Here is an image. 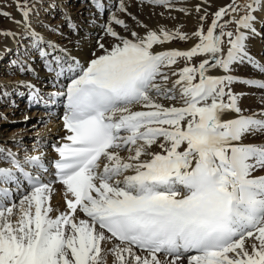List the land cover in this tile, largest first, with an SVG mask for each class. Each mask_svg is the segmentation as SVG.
I'll return each instance as SVG.
<instances>
[{
	"label": "snow or ice",
	"instance_id": "obj_1",
	"mask_svg": "<svg viewBox=\"0 0 264 264\" xmlns=\"http://www.w3.org/2000/svg\"><path fill=\"white\" fill-rule=\"evenodd\" d=\"M120 7L124 10L122 2ZM229 10L235 11L234 6L215 16ZM28 15L24 9L25 21ZM254 19L246 15L236 21L234 39L232 32L214 34L221 27L214 20L206 35L195 33L200 43L190 50L159 53L152 51L153 45L173 39L168 32L132 33V40L107 26L119 43L109 49L100 43L104 54L87 66L76 62L79 70L71 69L70 82L56 94L66 99L63 124L69 134L55 148L59 158L54 168L66 188L67 211L51 215L52 188L42 180L48 171L42 156H26L21 162L8 152L13 167H0V183L16 180L15 169L31 187L19 205L10 206L8 190L0 189V264H107L109 253L113 264H162L158 253L176 264L193 251L189 264H264V176L251 175L264 168V145L241 142L246 134L264 131V118L221 120L224 111L241 112L237 96L225 91L238 78L207 74L209 67L227 72L236 62L253 63L239 28L254 33ZM29 35L41 56L51 57L46 60L49 71L62 75L58 46L47 41L53 49L47 52L43 36L35 31ZM224 35L230 45L226 54ZM204 53L211 54V61L182 68L174 82L183 106L164 107L153 99V91L175 98L173 90L163 91L155 83L162 66ZM243 82L264 88L261 81ZM154 145L161 151H152ZM102 159L106 163L101 168ZM26 166L37 174L25 171ZM78 212L87 219H78ZM249 238L254 240L251 251L245 246ZM113 241L118 243L102 248Z\"/></svg>",
	"mask_w": 264,
	"mask_h": 264
},
{
	"label": "bare ground",
	"instance_id": "obj_2",
	"mask_svg": "<svg viewBox=\"0 0 264 264\" xmlns=\"http://www.w3.org/2000/svg\"><path fill=\"white\" fill-rule=\"evenodd\" d=\"M131 1L135 2L134 0ZM146 1L147 5L136 1L135 7L145 10L146 12L154 13L153 16L147 17L160 21L164 27H170L173 22L180 25L184 23L186 19L192 20L193 16H195L188 15L189 8L185 5L186 1L178 0L171 2L166 0V3L163 4L164 6L160 7L158 11L165 10L169 16L171 15L170 17L156 11L157 7H155V9L148 5V3H156L155 0ZM121 2L123 3L124 9L127 8L129 0H36L32 7L33 10H28L29 15L27 21H25L23 13H21L22 17L20 13L18 14L19 20L16 23H12L11 30L8 32L12 34H7L5 39H3L2 45H0V167H13L9 163V160L6 159L8 152L16 154V158L21 162H23L26 156H42L43 161L46 162L58 157V153L53 150V144L60 143L64 136L69 134L68 131L63 128V117L66 109L62 110L61 108L63 104H65L66 99L63 96L56 95L65 90L63 79L73 74L71 69H75L76 71L79 70L76 67V62H79L80 66H87L90 60L104 54V50L99 47L100 43L104 44L105 49H109L111 46L119 43L118 39L113 38L107 33V26L110 25L121 37L132 40L136 39V37L130 33L131 29H129L130 32L124 30V33L121 32L120 29L118 30L119 27L117 28V24L112 19L113 16L117 19H121L120 16L122 11L118 9H121ZM227 2L229 1L208 0L206 6L213 7L215 5H221L224 7ZM245 4L247 6L248 3L246 2ZM173 6L177 7V9H173ZM178 6H180V8ZM108 9L109 13L106 15L105 12ZM247 10L248 12L246 14L255 17V19L251 21L255 32L253 33L251 29L242 27L240 30L246 34V51L252 58L253 63H249L247 60L243 63L236 62L231 70L238 74L237 77H240L239 75L241 74L244 76L246 75L247 77L245 78H247V80L264 82V71H260L259 68L256 67L257 64L264 67V0H259V3L250 1ZM142 15L145 17L144 14ZM243 16H245L244 13L240 15V18ZM147 22H149L148 19ZM133 30L134 29H132V31ZM31 31H35L44 37L45 43L42 46L47 52L51 53L53 51L52 48L47 46V41H52L58 46L55 54L61 56L64 61L63 67L65 71L62 74V78L60 75H57L56 72H50L46 66V60L51 59V57L41 56L39 49L33 47L32 38L29 35ZM195 40L196 38L194 37L183 44H178L179 41L171 42L170 40V42L164 45H153L152 51L154 53L165 52L171 49L187 51L191 49L190 45L195 43ZM184 44L185 46H182ZM222 47L225 53L228 47L223 44ZM14 48L16 49L12 52ZM29 51L30 56L25 58L24 55ZM7 52L13 54L9 55ZM199 57L205 60H211V54L208 53L201 54ZM53 67H55V65H53ZM168 67L161 68L162 75L157 77L155 83L159 85L163 91L173 90L170 94L175 98L168 99L162 93L157 94L155 91L151 94L153 99L164 107H181L183 106V102L180 96V86L177 85L173 88L174 82L179 79V69L176 67ZM232 73V71L226 72L219 67H209L207 69V74L212 76H232L234 74ZM163 76H167V79H163ZM70 78L68 79V83L70 82ZM54 83L56 84L54 85ZM241 85L238 84L236 88V96L239 104L238 107L244 113H234V111L227 110L221 114V120L237 119L241 115H252L256 118H264V88L259 85L251 84L254 87L249 89L250 92L252 90L257 93L254 94L252 92L254 95L252 93L248 94L246 93L249 92L247 89L245 92L246 94H244L245 87ZM41 91L44 93L38 94V92ZM28 98H30V100ZM134 110L143 109L141 106H135ZM16 118L22 119L19 120L20 125L10 130L9 124L15 121ZM251 137H253V133L246 134L242 137L241 142L248 144L251 141ZM259 140L263 141L264 137ZM152 151H161V149L154 145ZM120 155L127 158L129 153L127 151H121ZM100 163L102 168L106 161L102 159ZM25 169L33 170L32 166H26ZM14 174L17 179L8 182V185L15 190L16 199L14 202L8 203L9 206L11 204L19 205V201L23 196L31 191V188L25 183H23V187H18V184L22 183V178L20 173L16 172L15 169ZM43 175L45 177H52V173L50 172L43 173ZM257 175L259 174H252V176ZM63 186L62 183L57 182L51 184L52 193L50 203L54 209L51 213L53 218L62 211H67L66 192L62 189ZM12 218L15 220L16 216ZM77 218L87 219V217L80 212L77 213ZM253 242L254 240L252 238L246 239L245 246L249 251H251ZM113 243H118V241L109 242L107 247L105 243H102V248H104L105 245V249H108L113 246ZM141 254L147 255V253ZM191 255L193 254H182L179 260L183 259L189 263ZM107 256L112 255L107 254ZM158 258L162 262L165 260L166 264H169V261L172 260L171 256H167L164 253L159 254Z\"/></svg>",
	"mask_w": 264,
	"mask_h": 264
},
{
	"label": "rangeland",
	"instance_id": "obj_3",
	"mask_svg": "<svg viewBox=\"0 0 264 264\" xmlns=\"http://www.w3.org/2000/svg\"><path fill=\"white\" fill-rule=\"evenodd\" d=\"M35 1L36 0H0V45H2V43L4 41L3 39H5V36L11 30L12 23H16L19 20L18 14L20 13V15H21V13H23L24 9L31 10ZM117 1H121V0H117ZM134 1L135 2L136 1L142 2V3L147 5L146 0H134ZM169 1L173 2V1H178V0H169ZM179 1H181V0H179ZM182 1H186L185 5H187V7L189 8L188 15H192V16L195 15V16H193L192 20L186 19L185 22L181 23L180 25L178 23L173 22L172 25H174V26L171 25L170 27H168V26L164 27V25L160 21L152 19L151 17H147V16H153L154 13H150L148 11L146 12L145 10H142L140 8L135 7V5H136L135 2L129 0V3L127 4V8H125L124 10H121L120 8H118L119 10L122 11V14L120 16L121 17L120 20H122L124 23L123 24H117V28L119 27L118 30L120 29V31L123 33H124V30H126L127 32L131 31L130 33H136L140 37H145L149 31H155V30H156L158 35H162L163 32L161 30H163V31H166L173 36V39H171V42L172 41H176V42L179 41L178 44H183L184 42L186 43L191 38L195 37L196 42L193 43L192 45H190V47L192 48V46L194 47V45L200 43V37L195 35V33L202 31V33L204 35H206L209 27L212 25L214 20H216L217 23L221 26V27H218L217 29H215L214 34L218 35L221 31H223L224 33L232 32L233 33L232 38L234 39L235 35L237 34V31H238V25H237L236 21H238L240 19L241 14L244 13L245 16L248 15L246 13L248 12L249 9L247 10V8H249L250 1H254V0H228L229 2H227L224 5V7L221 5L220 6L215 5L213 7L209 6L210 8L206 6V4L208 3V0H188V2H187V0H182ZM246 2L248 3L247 6L245 4ZM189 3H191V4H189ZM158 4L157 3H150V4L148 3V5L152 6L153 8L157 7V9L155 8L156 11H158L160 9V7L164 6L163 4H160V3H158ZM185 5H183V6H185ZM229 5H233L235 8V11L229 10L226 15H224L220 18H217L215 16V13L218 10H220L221 8H228ZM203 6H204V8H203ZM178 7L180 8V6H178ZM245 7H247V8H245ZM172 8L177 9V7H174V6ZM181 8H182V6H181ZM116 9H117V5H116ZM158 12L161 14L168 15L167 12H165V10H160ZM3 13H8L10 15H3ZM105 13L107 15L109 13V9L106 10ZM142 14H144V15L147 14V15H145V17H144ZM170 16L168 15L167 17H170ZM21 17H22V15H21ZM141 19H142V21H141ZM147 19L149 22H147ZM176 25H177V27H176ZM129 29H131V30L129 31ZM132 29H134V30L132 31ZM239 31H241L240 28H239ZM177 33L183 34L186 38L181 39L178 35H176ZM113 38H116V37H113ZM228 41H229V37L227 35H224L222 37V44L224 46L229 47L230 45H229ZM167 42H170V40L164 41L163 43L154 44V45H164ZM182 46H185V44ZM15 49L16 48L12 49V52L15 51ZM171 50H173V49H171ZM226 52L227 51H225V53ZM8 53H9V55L13 54L11 52H7V54ZM0 54H1V48H0ZM29 54H30V51L27 52L26 55H24V57L25 58L29 57L30 56ZM199 56H201V54H198L197 56H194L191 59L177 58L176 63L171 64V65H165L162 67L163 68H167L168 66L176 67L179 69V71H178V73H179L180 70L186 66L198 67V65L202 61L205 60L204 58L199 57ZM0 60H1V58H0ZM209 61H211V60L209 59ZM232 66H230L229 71H232L234 73V71L231 70ZM72 76H73V74L70 75L69 77L63 79V84L65 87L68 83V79ZM232 76L237 77L238 74L235 72ZM239 76L240 77H237V78H239L238 80L241 82H239L238 80H235L234 83L232 82L231 84H228L225 87V91L228 92L230 89L231 92L234 95H236V88L238 87V84L239 85L242 84L241 86L246 88V89L244 88L245 91L243 93L244 94H246V93L251 94L253 91L251 90V92H250L249 89L253 88L254 86L251 84H248V83L245 84V82H243V81H247V78H245V77H247L246 75L244 76V75L240 74ZM242 76H244V77H242ZM60 77L62 78L63 75H60ZM56 83H54V85ZM38 89H41V88H38ZM247 89L249 92H246ZM255 89H256V87H255ZM257 90H259V89H257ZM42 93H44V92H42V91L38 92V94H42ZM253 93L255 94L257 92H253ZM224 99H225L224 100L225 103H226V101H227V103L229 102L228 96H225ZM40 101H41V99H40ZM38 102H39V100H38ZM237 106H239L238 100H237ZM241 112H243V111H241ZM234 113H235V111H234ZM250 116H252V115H250ZM19 120H22V119L16 118L15 121H12L9 124L10 130H13V128H16L17 126L20 125ZM38 123H39V121H38ZM263 137H264V131L254 132L253 137H251L250 143L258 144V145H264V140L263 141L259 140V139H262ZM250 143H248V144H250ZM252 174H259L257 176H264V168H257L252 172ZM62 189L66 192V188L64 186L62 187ZM62 212H64V211H62ZM83 219H85V218H83ZM105 245L107 247L109 245V242L105 243ZM105 245H104V248H105ZM109 255H110V253H109ZM112 259H114L113 256H107L106 257L107 264H113ZM162 264H166V261L164 260L162 262ZM177 264H189V263L186 260L182 259V260H178Z\"/></svg>",
	"mask_w": 264,
	"mask_h": 264
}]
</instances>
